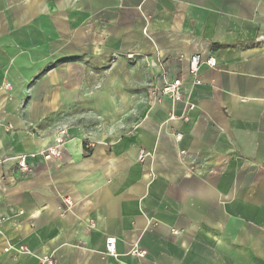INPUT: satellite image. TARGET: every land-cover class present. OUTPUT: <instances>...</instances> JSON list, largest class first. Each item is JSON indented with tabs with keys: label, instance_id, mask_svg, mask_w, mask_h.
<instances>
[{
	"label": "crops",
	"instance_id": "crops-1",
	"mask_svg": "<svg viewBox=\"0 0 264 264\" xmlns=\"http://www.w3.org/2000/svg\"><path fill=\"white\" fill-rule=\"evenodd\" d=\"M109 60L141 73L125 131L69 123L21 174L61 125L47 83ZM163 63L182 100H150ZM0 219V264H264V0H0Z\"/></svg>",
	"mask_w": 264,
	"mask_h": 264
},
{
	"label": "rangeland",
	"instance_id": "rangeland-1",
	"mask_svg": "<svg viewBox=\"0 0 264 264\" xmlns=\"http://www.w3.org/2000/svg\"><path fill=\"white\" fill-rule=\"evenodd\" d=\"M95 68L87 69L80 82L84 85L80 84L79 87L72 83H77L76 75H60V81L54 86H48L47 83V87L41 91L42 96L54 98L57 105L49 116L57 119L58 124L66 126L79 122L95 131L109 126L118 132L125 131L124 122L131 114H135L133 103L141 94V91H136V86H132L139 80L141 73L115 60L102 61ZM68 79L70 91H62ZM53 88L56 91H52Z\"/></svg>",
	"mask_w": 264,
	"mask_h": 264
},
{
	"label": "built area",
	"instance_id": "built-area-1",
	"mask_svg": "<svg viewBox=\"0 0 264 264\" xmlns=\"http://www.w3.org/2000/svg\"><path fill=\"white\" fill-rule=\"evenodd\" d=\"M131 56H132L131 54L127 55V57H131ZM183 58L184 57L182 55H179L177 59L181 61L183 60ZM187 61H188V74L191 76L193 84L200 83L198 73L202 66L213 68L217 64L214 56L210 55L207 57H202L199 53H194L190 55ZM160 66H161V71L159 75L156 77L155 82L151 83V85L148 88V94L150 100L153 101L154 103L159 102L162 96L169 98V100L171 101L182 100L184 98V85L181 76L171 74L168 70L167 65H165L164 63L161 64ZM5 86L8 87L9 83L6 84ZM187 104H188L187 108L189 110L193 108V105L191 103H187ZM186 116H187L186 114L177 116L174 115L173 113H170L169 115L171 119L177 117L184 119L186 118ZM174 135L177 139H180L182 136L179 131H176ZM67 139H68V127L66 125L57 126L54 129L53 141L50 145L39 149L35 153L20 154L17 156L16 164L19 172L21 174L30 172L32 167H34V163H32L30 158H33L37 155L41 156V158L44 161H53L55 159H59L62 156L64 150V144L66 143ZM93 145L94 144L92 141L87 140L85 147L89 148L92 147ZM147 154L148 153L145 150H140L138 159L143 160V158ZM105 253L109 255L116 254L115 238L112 236L106 237ZM129 253L137 257H142L144 255V251L137 243L133 244ZM43 260L46 261L47 264L56 263V260L51 257H45L43 258Z\"/></svg>",
	"mask_w": 264,
	"mask_h": 264
}]
</instances>
